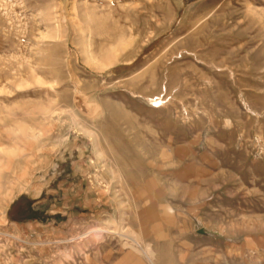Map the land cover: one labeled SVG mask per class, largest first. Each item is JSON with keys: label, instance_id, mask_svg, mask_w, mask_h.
Listing matches in <instances>:
<instances>
[{"label": "rangeland", "instance_id": "374dc122", "mask_svg": "<svg viewBox=\"0 0 264 264\" xmlns=\"http://www.w3.org/2000/svg\"><path fill=\"white\" fill-rule=\"evenodd\" d=\"M0 264H264V0H0Z\"/></svg>", "mask_w": 264, "mask_h": 264}, {"label": "bare ground", "instance_id": "6f19581e", "mask_svg": "<svg viewBox=\"0 0 264 264\" xmlns=\"http://www.w3.org/2000/svg\"><path fill=\"white\" fill-rule=\"evenodd\" d=\"M71 119H72V122H73V124L75 125V127H76V129H77V131H79V132H81V133H85V135L86 134H88L90 137H92L93 138V140H94V137H93V135L90 133V132H88L86 129H84L82 126H79L78 125V123L76 122V117L74 116V115H72L71 116ZM97 139V138H96ZM122 227V226H121ZM106 231V230H105ZM104 230H101V229H98V230H93L92 231V233L95 235V237L97 238V237H99L100 235H102L103 233H107V232H105ZM109 232V231H108ZM110 232H114V231H110ZM121 234H123V232L121 233ZM101 237V236H100ZM131 241H133V243H136V241H134V240H131ZM137 244V243H136ZM138 245V244H137Z\"/></svg>", "mask_w": 264, "mask_h": 264}, {"label": "crops", "instance_id": "0c3cea01", "mask_svg": "<svg viewBox=\"0 0 264 264\" xmlns=\"http://www.w3.org/2000/svg\"><path fill=\"white\" fill-rule=\"evenodd\" d=\"M87 198V196H85Z\"/></svg>", "mask_w": 264, "mask_h": 264}]
</instances>
